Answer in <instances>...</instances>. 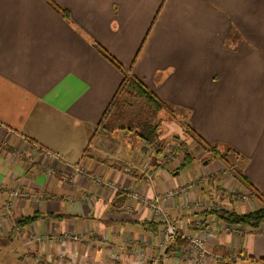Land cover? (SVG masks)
I'll use <instances>...</instances> for the list:
<instances>
[{
    "label": "crops",
    "instance_id": "0c3cea01",
    "mask_svg": "<svg viewBox=\"0 0 264 264\" xmlns=\"http://www.w3.org/2000/svg\"><path fill=\"white\" fill-rule=\"evenodd\" d=\"M53 1L69 17L46 0H0V214L12 189L28 193L0 222L8 258L13 264H115L114 252L126 246L116 264H139L135 250L148 260L159 256V264H194L182 254V238L160 253L162 218L148 200L183 234L202 233L199 219L212 221L206 264H264V221L233 229L211 213L245 214L264 203V0ZM97 45L133 62L130 74L187 111L185 119H161V151L122 128L130 120L125 102L105 118L113 129L102 126L123 77ZM196 136L235 150V169L246 185L228 169L232 164L204 159V150L203 157L185 148L194 156L186 166L185 150L168 159L172 139ZM73 166L88 175L72 174ZM200 176L206 181L196 183ZM196 201L203 209L192 208ZM34 214L39 218L23 228L87 240L28 241L13 222Z\"/></svg>",
    "mask_w": 264,
    "mask_h": 264
},
{
    "label": "trees",
    "instance_id": "16d2710c",
    "mask_svg": "<svg viewBox=\"0 0 264 264\" xmlns=\"http://www.w3.org/2000/svg\"><path fill=\"white\" fill-rule=\"evenodd\" d=\"M50 5H52L59 13H61L64 17H69V13L67 10L61 8L57 3L53 0H46ZM100 53L109 60L115 67H117L120 71L124 73V78L122 83L116 92L114 99L112 100L110 106L108 107L104 119L101 124L107 129L112 130L115 124L111 119L107 118V115L111 114V110L116 107V104L119 105L121 102H125L128 104V99L142 100L145 105L152 108L155 113H159L163 109H171L172 106L167 102L160 99L154 92H152L138 77L133 74H130L128 70H124L123 65L104 47L97 45ZM122 97H125L124 100L120 101ZM130 105V104H129ZM155 119H150V121H146L141 124V130H135L134 132L140 136L145 142L149 144H153L154 146L160 147L161 151L164 148V141H160V127H161V119L154 122ZM106 121V123H105ZM104 123V124H103ZM186 129L188 132L191 131L190 125H186ZM126 126H122L124 128ZM126 129V128H125ZM127 130V129H126ZM128 130L133 131L131 128ZM194 135V134H193ZM195 136V135H194ZM197 144L209 155L215 158L221 159L228 166H230V155L238 156L237 152L229 147H221L220 145H212L205 142L203 139L198 136L195 137ZM185 150V149H181ZM158 151V152H159ZM169 152V151H168ZM166 156H170L168 153ZM184 162L183 165L186 166L190 164L194 160V156L187 150L184 151ZM233 156V157H234ZM231 170H234L236 176L240 178L242 183L246 185V179L242 176L240 171H236L235 167L231 166ZM259 197V195H258ZM264 198V197H263ZM211 213L217 214L218 216L224 218L230 225H244L251 228H257L264 221V207L259 208L255 211H250L245 214H239L236 211H228V210H216L211 211ZM39 218V214H34L30 216H21L15 220L16 226L19 228H23L29 224L34 223ZM186 242V241H184Z\"/></svg>",
    "mask_w": 264,
    "mask_h": 264
},
{
    "label": "built area",
    "instance_id": "2783aa9c",
    "mask_svg": "<svg viewBox=\"0 0 264 264\" xmlns=\"http://www.w3.org/2000/svg\"><path fill=\"white\" fill-rule=\"evenodd\" d=\"M175 156L170 155L168 157L169 160H173ZM48 173L53 174L55 171L53 168H48L47 169ZM75 173H81L88 175L85 171V169L81 166H73L72 169V174ZM205 176H200L195 182H202L206 181ZM107 186L111 189H117V186L113 183H107ZM5 186L0 183V188H4ZM177 193V191H173L168 193L164 197H158L159 199H163L166 197H170L173 194ZM27 192L23 190V187H18L15 189H12L10 191V199L7 202V210L8 214H5L6 216L4 217V214H0V222L2 223L6 217H11V210L9 209L10 207L12 208L14 205V200L17 198H20L21 196H27ZM146 203H150L149 205L154 209L155 212L159 213V215L162 218V230H161V239L158 244V249L160 253H163V251L166 249L167 244L170 241L177 240L178 238H182L183 240L186 241L187 245L185 246L182 254L184 257L192 258L194 260V264H206L207 262V257L211 254L210 250L208 249L206 245L207 238L211 234L212 230V221L210 219L205 220L204 223H202V220H198L197 224H202V233L197 234V235H192L189 233H181L178 226L171 220L170 216L162 209L160 206H158L155 203H152L151 201L146 200ZM203 204L199 201L193 202L192 203V208L195 210H200L203 209ZM15 223V222H13ZM19 232L24 235L25 237L28 238L29 241H32L34 243H45V244H50V243H65L67 241H73L76 243H80L84 240H87V235H80V234H72V233H63V234H39L37 232H31L26 228H19ZM97 242L98 240L95 239ZM125 242H128V239L125 238ZM127 249L126 246H123L117 251L114 252V255L112 257V260L114 263L120 262L122 258L123 252ZM135 256L137 257L139 264H159L160 263V257H154L153 259H145L143 258V253L140 250H135L134 251Z\"/></svg>",
    "mask_w": 264,
    "mask_h": 264
},
{
    "label": "rangeland",
    "instance_id": "374dc122",
    "mask_svg": "<svg viewBox=\"0 0 264 264\" xmlns=\"http://www.w3.org/2000/svg\"><path fill=\"white\" fill-rule=\"evenodd\" d=\"M162 2L164 3L165 0ZM161 7L153 12L154 17H152L150 19L148 29L146 30L147 34L145 33L144 37H147L148 33L151 30H153L152 28L157 23L159 16L161 14V12H160ZM117 15H118V13H117V5H116V7H114V17H115L114 21H116ZM174 31H175V25L170 27V35H171V33L173 34ZM142 47L143 46L141 44L138 45L137 55L141 52ZM120 63H121V65H123L124 70H128L132 67L133 62L124 63L122 61ZM120 72H121L122 77L124 78V73L122 71H120ZM124 98L125 97H122L120 101L124 100ZM128 100L130 102H133L134 104L132 106H130L129 104H124V108H123L124 111L123 112L125 114H127L126 117L130 118V120H128L124 124V126H126L127 130L129 128H131L133 131H135V130L139 131V130H141V128H140L141 124L145 123L146 121H150V119H155L153 121L156 122V121H158V119H176V120L178 119L179 120V119H185V117L187 116V111L184 109L172 107L171 109H167V110L163 109L159 113H155V111L152 108H150V106L147 107L142 100H134V99H132V100L128 99ZM180 138L181 137H177V138L175 137L174 139H172L171 147L168 149L169 150L168 153H170L171 155L176 157L179 154H182L181 149L188 148L189 150L192 149V151L194 149L195 152L199 151L198 154H200V155L202 154V156L206 155V154H203V151H202L203 149H200L199 147H197L198 145H197L195 140L187 141V140H182ZM209 156L210 155H208V156L206 155L204 157V159H207V157H209ZM236 161H237V159L230 155V163L232 164L233 167L238 169L237 165L239 162L237 161L238 162L237 163ZM228 169H232L231 166ZM13 207H14V205H13ZM262 207H264V203H262V204L260 203L258 208H262ZM12 208L10 207L9 209L11 210ZM3 214L5 217L6 216L5 214H8V210L4 211V213H2V215ZM6 218H8V217H6ZM232 228L233 229H239V227L237 225H233ZM25 238L28 240L27 237H25ZM8 255L11 257L12 254H10V251L8 249L6 250V248L4 247L3 244H0V264H13V261H11L10 258H8Z\"/></svg>",
    "mask_w": 264,
    "mask_h": 264
}]
</instances>
